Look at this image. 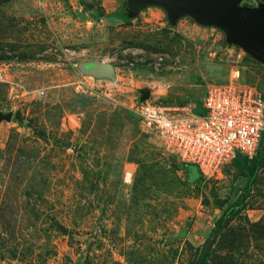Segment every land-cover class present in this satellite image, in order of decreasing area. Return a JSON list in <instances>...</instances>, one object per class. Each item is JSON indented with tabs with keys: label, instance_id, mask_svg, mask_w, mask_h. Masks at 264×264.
<instances>
[{
	"label": "rangeland",
	"instance_id": "obj_1",
	"mask_svg": "<svg viewBox=\"0 0 264 264\" xmlns=\"http://www.w3.org/2000/svg\"><path fill=\"white\" fill-rule=\"evenodd\" d=\"M235 66L264 92V62L161 5L0 0V264H194L247 179L191 183L135 105L199 103ZM208 264H264V168Z\"/></svg>",
	"mask_w": 264,
	"mask_h": 264
},
{
	"label": "built area",
	"instance_id": "obj_2",
	"mask_svg": "<svg viewBox=\"0 0 264 264\" xmlns=\"http://www.w3.org/2000/svg\"><path fill=\"white\" fill-rule=\"evenodd\" d=\"M142 61L134 52L120 63L135 67ZM163 62L159 55L153 63L160 68ZM200 103L203 114L195 111L197 103L172 106L151 98L138 101L135 111L168 152L197 165L203 178L215 176L238 154L257 155L264 135V92L244 83L239 67L230 69L225 82L209 85Z\"/></svg>",
	"mask_w": 264,
	"mask_h": 264
},
{
	"label": "water",
	"instance_id": "obj_3",
	"mask_svg": "<svg viewBox=\"0 0 264 264\" xmlns=\"http://www.w3.org/2000/svg\"><path fill=\"white\" fill-rule=\"evenodd\" d=\"M244 0H141L142 4H158L169 13L171 20L189 15L199 24L204 26H216L222 29L230 44L240 45L243 49L253 54L264 62V4L257 8L244 7ZM103 68L112 71L110 63L98 62ZM146 94L141 100L149 99ZM11 118V115H8ZM199 177L197 169L189 179L194 183ZM215 237L205 248L198 264H202V258L212 247Z\"/></svg>",
	"mask_w": 264,
	"mask_h": 264
},
{
	"label": "trees",
	"instance_id": "obj_4",
	"mask_svg": "<svg viewBox=\"0 0 264 264\" xmlns=\"http://www.w3.org/2000/svg\"><path fill=\"white\" fill-rule=\"evenodd\" d=\"M183 104V103H182ZM197 113L203 114L204 111L201 108V103H197V108L195 109ZM235 163L244 171V175L246 177V185H245V190L241 193V195L233 202L232 205L224 212V214L217 220L216 222V228L213 230L212 237L210 241L204 245L203 250L201 253H199V256L197 260L194 261V264H198V261L201 259L202 254L207 247V245L212 241V239L215 237V241L218 238V236L223 232L225 227L233 220L240 218L243 212L247 208V200L250 197L251 190L253 185L256 182V178L258 174L263 170L264 168V135H263V140L261 142L260 148L257 152V155L253 157L252 159H249L246 156L238 154L237 157L235 158ZM186 165L190 170L191 174L190 177L193 173L194 169L198 170L199 177L195 181L197 182L198 180H202L203 176L201 172L199 171V168L197 165L194 164H184ZM194 182V183H195ZM214 241V242H215ZM214 244V243H213ZM213 247V245H212ZM212 247L206 252V254L202 258V264H208V260L210 257V253L212 250ZM197 254L199 252V248L196 250Z\"/></svg>",
	"mask_w": 264,
	"mask_h": 264
}]
</instances>
